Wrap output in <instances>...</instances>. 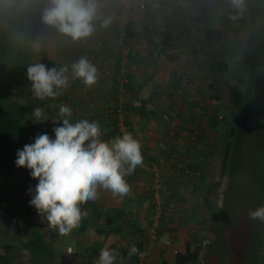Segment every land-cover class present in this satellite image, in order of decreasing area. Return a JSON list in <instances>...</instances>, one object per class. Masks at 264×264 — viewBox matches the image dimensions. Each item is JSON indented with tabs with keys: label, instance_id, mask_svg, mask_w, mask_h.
Instances as JSON below:
<instances>
[{
	"label": "crops",
	"instance_id": "1",
	"mask_svg": "<svg viewBox=\"0 0 264 264\" xmlns=\"http://www.w3.org/2000/svg\"><path fill=\"white\" fill-rule=\"evenodd\" d=\"M248 2L249 0H245V5H249ZM170 3L173 8L171 19L162 11L154 14H128L129 25L125 23L127 14L119 7L110 3L103 6L105 15L98 24L99 27L94 25L95 31L86 37V43L88 50H102L113 46L115 52L110 57L108 77L98 68L97 82L91 87L75 80L59 97L39 100L32 94L25 77L20 86H15L14 79L9 77H5V81L1 83L4 84V105L17 118L22 119L21 127L31 134L29 144L34 143L35 137L43 133L55 138L52 128L53 125L62 124L63 118L59 114L62 104L71 107L72 122L81 119L99 121L101 139L104 141L130 132L141 144L144 163H156L160 177L172 192L173 200L178 206V213L168 216L165 222L167 225L164 229L167 232L163 239H169L171 243H153L142 229L145 217L152 210L147 197L142 193V187L151 183V174L143 168V171L135 169L133 174L126 177L130 185L126 196L113 195L111 191L99 188L97 199L81 205L88 215L72 230L79 246L77 249L71 246L73 252L69 255L65 251L59 254L52 249L49 252L41 249L38 237L49 232L46 231L48 222L30 206L32 193L23 192L22 186L18 192H12L13 202L0 201V264H34L30 262L32 259L40 261L37 264H46L49 260L54 264H97L99 252L105 247L118 253L116 262L119 258L137 261L134 255L130 258L128 256L134 244H138L141 249L148 247L145 264H158L160 259L173 262L177 251H185L190 232L179 223L180 211L186 210L184 206L188 205L192 194L201 198L208 186L205 180L209 176L204 173L207 170L204 159L197 157V154H201V145L198 141L191 145L187 132L192 127L196 128L200 116L204 114L205 106L200 100L205 99L212 104L217 101L216 96H209L204 91L205 87L210 91V84H213L218 90L216 81L219 78L212 74L224 78L229 70L218 73L214 64L219 62L229 66L238 43L245 41V28L250 25L251 17L242 12L236 19H231L230 16L236 13L233 8L228 10L229 0H170ZM115 10H118V14H115ZM109 18L114 21L115 27L111 23L107 27L102 26L103 20ZM186 18L195 23V29L189 28ZM126 25L131 28L130 34L132 33L128 41L131 51L123 59L118 47L120 32ZM52 32L35 37V40L40 41L32 45L34 63L38 60L37 57L40 62L41 47L48 51L51 68L70 65L87 56L88 50L82 46L76 47L78 42L73 41L72 48H68L66 41L70 42L72 39L59 32L57 35L56 29ZM210 32H213L211 39L208 36ZM4 34V30L0 31V36ZM163 34L171 36V41L165 45L160 43ZM151 36L152 39L149 40ZM216 36L219 39L213 42L212 39ZM97 43L101 46L95 49ZM215 46H221L222 52L212 51ZM103 61L100 60V64ZM118 74H123L127 83L115 88ZM36 107L42 108L44 113L39 123H36L31 114ZM173 111L179 116L172 120ZM200 124L204 126L205 121ZM159 142L165 144L166 152L158 149ZM185 169L199 172V176L191 180L194 188L190 194L186 191L190 183L185 178ZM16 174L29 180L26 183V180L19 181L24 183L27 190L28 185L35 188L38 183L25 167H17ZM181 197L184 200L180 202ZM189 202L193 203L191 200ZM134 205L140 209L136 216L127 212ZM189 208L195 209L193 206ZM108 217H111V223L107 224L111 227L107 225L105 228L102 224ZM100 230L103 232L97 233ZM35 237L37 241L30 242Z\"/></svg>",
	"mask_w": 264,
	"mask_h": 264
},
{
	"label": "rangeland",
	"instance_id": "2",
	"mask_svg": "<svg viewBox=\"0 0 264 264\" xmlns=\"http://www.w3.org/2000/svg\"><path fill=\"white\" fill-rule=\"evenodd\" d=\"M42 1L44 2L42 5L46 8L50 7L49 0ZM248 4L245 5L243 11L245 15L250 14L249 16L251 17L250 25L245 28V33H247L245 34L246 38L243 39V41L247 40V43L245 45H239L235 51L236 53L232 55L229 71L224 75V78L212 74L215 78H219L216 81L219 85L218 90H216L217 87L215 85L210 84V91L208 87H205L204 91L209 96H216L217 101L212 104L211 102H206L205 99L200 100L205 106L204 114L200 116L201 118L199 119V124L195 126L196 128L192 127L191 131L187 132L188 141L193 139L195 143L198 141L201 145L199 149L201 154H197V157L201 156L205 161L207 170L204 173L209 175L205 183L208 184L211 181L218 180L221 183L216 204L218 209L221 207V213L213 228H211V232L208 229L210 223L208 225L206 223V217L208 216L209 218V215H204L200 207L196 208L200 202V197L197 198V194H192L189 197L190 199H188V205L184 206L186 210L180 211L179 223L183 227H187L190 232V239L187 241L186 246H189L192 251H199V259L190 264H247L246 260L250 247L249 244L253 237L251 234L254 225L260 227V242L257 248L258 262L259 264H264V222L249 219V212L264 206V203L259 206L260 201L264 202V0H249ZM227 7L228 10L232 8L230 3L227 4ZM1 8L3 7H0V15L2 16ZM115 14H118V10H115ZM8 19L11 21L8 22ZM101 21L98 17L93 23L96 27H99L98 24ZM14 22L16 23L13 24ZM126 23L128 25L131 24L130 21ZM111 24L115 27L114 21H111ZM16 26L17 20L15 18L13 19L10 16L7 18L2 16L0 18V31L4 30L6 34L0 36V93L3 102L5 94L3 89L4 84L1 82H4L5 77H9L10 75L13 77H23L21 72H19L21 69L16 68L10 61V54L12 53L13 47L21 39L18 32L19 28ZM122 30L124 31V28ZM49 33L53 32H46V34ZM250 37L251 40L249 39ZM39 41L36 39L34 42ZM76 42H78L77 45H81L83 40L81 39L80 43L79 41ZM80 45L77 47L80 48L82 46ZM248 48L249 51H253L255 56L251 77H248V79L251 78L249 82H247L246 77H243L237 71L240 57ZM37 59L36 63H40L38 57ZM26 67L23 70V74L27 79L25 75ZM240 76L243 77L242 83L238 81ZM234 86L238 90L245 92V101L239 114L230 104V100H232L230 90ZM178 116L173 111L171 119L178 118ZM201 121H205L204 126L200 124ZM210 122L214 126H211ZM227 137H232V139H229V142L236 153L230 152V154L235 155L236 158L234 157L233 161L230 159L232 166H229V174L221 177L222 145ZM165 150H167V147ZM143 164L144 167L148 165L144 163V159ZM178 165L182 166L181 163ZM137 170L139 171L141 169L138 168ZM26 181L29 180L27 179ZM22 189H24V185ZM28 191L26 190V192ZM192 192L193 190L190 192L187 191L188 194ZM187 193L185 194L188 195ZM182 200H184L183 197L180 198V202ZM189 200L193 203H190ZM185 202H187L186 199ZM189 206H193L195 209H190ZM132 209L135 210V213L131 212ZM139 210V207L134 205L129 207L127 212L136 216ZM148 215L145 217V224L148 220ZM102 225L105 228L107 225L111 227L107 222H104ZM166 225L164 223L158 233V242L162 244L171 243V240L163 239V236L167 232L164 229ZM46 226V231L49 232L44 233L45 235L42 233L38 237L42 250L49 252L52 249L53 252L56 251L61 254L62 251L66 253L68 245H70L68 247L72 246L77 249L79 242L73 237V231L68 235L61 236L57 230L53 229L54 233H52V228L48 225ZM168 231L170 232V230ZM211 234L214 240L209 248V245L207 247V243H210L209 237H211ZM36 239V237L32 238L30 242H36ZM203 241H206V244H203ZM145 251L148 253V247H145ZM49 256H51V253ZM30 262L37 264L40 261L32 259ZM46 264H54V262L49 260Z\"/></svg>",
	"mask_w": 264,
	"mask_h": 264
},
{
	"label": "clouds",
	"instance_id": "3",
	"mask_svg": "<svg viewBox=\"0 0 264 264\" xmlns=\"http://www.w3.org/2000/svg\"><path fill=\"white\" fill-rule=\"evenodd\" d=\"M229 3L236 13L230 18L236 19L244 11L245 0H229ZM49 4L42 21L59 33L79 41L95 31L93 21L98 18V0H49ZM110 23L111 18L105 19L102 26ZM25 75L32 94L39 100L59 97L72 81L80 80L91 87L98 79L96 66L86 57L60 67L30 64ZM31 114L36 123L44 115L40 107L34 108ZM59 114L63 119L60 126L53 128L55 138L47 133L37 135L34 143L17 150L15 164L30 170L31 177L38 180L35 189H29L32 193L30 206L50 228L64 236L88 215L81 205L97 199L99 188L121 197L129 193L126 177L133 174L137 166H142L143 156L140 142L130 132L104 141L99 121L72 122V109L63 104ZM249 219L264 222V206L249 212ZM138 251L133 245L128 252L129 258ZM117 256L115 250L102 248L97 264H115Z\"/></svg>",
	"mask_w": 264,
	"mask_h": 264
},
{
	"label": "trees",
	"instance_id": "4",
	"mask_svg": "<svg viewBox=\"0 0 264 264\" xmlns=\"http://www.w3.org/2000/svg\"><path fill=\"white\" fill-rule=\"evenodd\" d=\"M42 4H44L42 0H6L5 3L0 2V7H3L1 8V14H3L2 16H5L6 18L10 16L13 19L15 18L17 20L16 27L19 28L18 32H19V37L21 38L16 43V45L13 47L12 53L10 54L11 63H13L16 68L21 69V71L19 72H21V74L23 75V77H20V76L13 77L11 75L9 76V78L14 79L15 84H16L15 86H17L18 84L20 86V84L24 83L22 78H24L23 70L25 66L34 64L35 54L33 53L32 44L35 41V37L37 35L45 34L46 32H49V31L52 32L55 30L54 27L47 25L42 21L41 17H42L44 10L46 9V7ZM2 16L0 18H2ZM9 21L11 20L8 19V22ZM15 23L16 22H14L13 24ZM130 30L131 28L128 25H126V27L124 28V32L126 34L127 40L131 39V36H132L131 35L132 33L130 34ZM56 34L57 35L59 34L57 30H56ZM211 34H213V32L208 33L209 39L212 38ZM151 39L152 38L150 37L149 40ZM218 39L219 37L216 36L212 40H214L213 42H215ZM249 39L251 40V37ZM170 41H171V36L169 34H163L161 37L160 43L165 45L169 43ZM246 43H247V40H245L244 42L240 41L238 43V46L245 45ZM72 45H74L73 42L66 41V46L68 48H72ZM113 51H114V47L111 46L110 48L104 47L102 48V50L101 49L89 50V53L94 54L96 59H99V61L104 60L103 62H106V61L111 60L110 57L111 55L114 54ZM215 53H218V52L215 51ZM39 57H40V63H43L46 65V67L51 68L52 62L48 58V51L44 47L40 48ZM254 57L255 56H254L253 51L252 50L249 51V48L248 50H245L240 57L239 67L237 71L243 77L247 78V82H249V79L251 80V78L248 79V77H251V73H252L251 70L253 67ZM214 65L217 67L216 71L218 73L229 70V66L227 67L228 64H225V63L220 64L218 62V63H215ZM242 76L238 78V81L240 83H242V78H243ZM114 86L115 88H118L117 83H115ZM230 91L232 95V100H230L231 107L237 110L239 114V112L241 111L243 107L244 101H245V92H243V90L242 91L238 90L237 87L235 86ZM21 121H22L21 118H17V116L13 113V111L8 109L4 105L3 98L0 93V201H3V202H6V201L13 202L14 197L12 195V192H14V187H15V192H18L19 191L18 189L20 188V186L23 187L24 183L27 182L25 181L26 180L25 177L20 178V175L16 174L17 166L15 164V161L17 158V155H16L17 150L23 149L24 145L29 144V140L31 139V134L27 130L21 127ZM59 125L60 124L53 125V126L57 127ZM210 125L214 126L212 122H210ZM53 128H52V131H53ZM229 139H232V137H229V138L227 137L222 145L223 155L221 158V169H220L221 177L226 174L227 175L229 174L228 172L229 166H232V162L230 161V159L233 161L234 157L236 158L235 155L230 154V152L232 153H236V152H235V149H232V145L229 142ZM110 140L112 139L108 138L107 141H110ZM192 140L188 141L191 145L195 143L194 140L193 141ZM140 169L142 170L143 168H140ZM191 172L193 174L196 173L194 171H191ZM197 176L199 175H196L195 178ZM21 179H22V182L25 181L23 184L19 182ZM207 185L208 186L206 190L203 191L202 193L203 195L201 196L200 202L198 206H196V208L200 207L204 215L205 214L209 215V218L208 216L206 217L207 218L206 223L207 225L208 223H210V225H208V229L211 232V228H213L216 220L220 217L219 214L221 213V207H220L221 205L219 206L220 207L219 209L216 206L221 183L218 180V181H211ZM28 186H29L28 187L29 189L30 188L33 190L35 189L33 185H28ZM142 188H143L142 193L147 197L146 186L144 185ZM22 190L23 192H25L27 190V187L24 185V189ZM262 203L264 202L260 201L259 206ZM128 214H130V212H128ZM106 222L111 223V217H108ZM81 230L84 231L85 229H81ZM259 230H260L259 226L257 225L253 226V230L251 234L253 237L249 244L250 247L248 250V255H247V260H246L247 264H259L258 262L259 257L257 254V250H258L257 248L260 242ZM101 232H103V230L97 231V233H101ZM209 240H210V243L209 244L207 243V247L209 245V248H210L214 240L212 234H211V237H209ZM136 247L137 248L139 247L138 244ZM138 249L139 251L142 250L140 247ZM138 253L134 254V256L137 255ZM198 258H199V251L198 250L192 251L189 248V246H186L184 252H176L173 262H167L164 259H160L158 264H190V263L196 262ZM5 262H7V260Z\"/></svg>",
	"mask_w": 264,
	"mask_h": 264
},
{
	"label": "built area",
	"instance_id": "5",
	"mask_svg": "<svg viewBox=\"0 0 264 264\" xmlns=\"http://www.w3.org/2000/svg\"><path fill=\"white\" fill-rule=\"evenodd\" d=\"M172 1V0H171ZM208 3L207 1H205ZM107 3L114 4L119 7L124 13L127 15L125 16V21L128 22L130 19L128 14H140V13H148L154 14L156 12L162 11L165 15H167L170 19L172 18L173 8L170 3V0H98V10H97V17L102 19L104 17L103 6ZM187 25L191 29H195V23L191 21V19H185ZM125 22V23H126ZM127 24V23H126ZM194 32V31H192ZM126 34L123 30L120 32L119 36V55L121 58L126 59L131 51V46L128 44L126 39ZM83 43L81 44L85 50H88V45L86 43V37L82 39ZM81 41V40H80ZM80 43V42H79ZM100 43L96 44L95 49L100 47ZM212 51H216L218 53L222 52L221 46H215L212 48ZM87 59L98 68H101L103 75L108 77L110 73L111 63L110 61H106L100 64L99 59H96L94 54L87 52ZM115 83H117L118 87H122L127 83V79L123 76V74H118L115 79ZM158 149L165 150L166 147L163 142H159L157 144ZM142 152V149H141ZM143 156V155H142ZM181 167V166H180ZM137 168H144L147 172L151 174V183L146 186L147 192V199L152 206L151 213L148 215V220L146 224L142 227V229L146 232L148 237L153 243L158 241V233L160 231L161 226L167 221L168 216H171L178 212V206L175 204L172 192L168 189L166 184L164 183L163 179L159 175V168L156 163L151 162L149 165L144 167L137 166ZM187 169H185L186 171ZM199 175L197 172L193 174L190 170L186 171L185 178L188 179L189 185H187V191L190 192L193 190L194 186L191 183V180L196 176ZM132 213H135V210H131ZM206 244V241L202 242ZM71 250V251H69ZM72 248L67 247L66 254L72 253ZM147 256V252L145 249L139 251L137 255H135L137 261H130L124 260L119 258L115 264H145V259ZM199 259V258H198Z\"/></svg>",
	"mask_w": 264,
	"mask_h": 264
}]
</instances>
